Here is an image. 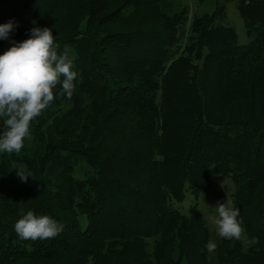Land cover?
Instances as JSON below:
<instances>
[{
	"label": "trees",
	"instance_id": "1",
	"mask_svg": "<svg viewBox=\"0 0 264 264\" xmlns=\"http://www.w3.org/2000/svg\"><path fill=\"white\" fill-rule=\"evenodd\" d=\"M16 2L52 29L77 78L70 99L53 89L29 147L0 153V264H210L198 203L183 215L172 202L198 201L221 177L233 180L238 220L258 243L245 251L223 239L218 262L264 264V0H215L192 20L177 0ZM230 2L247 46L225 24ZM30 30L0 39V55ZM82 165L86 177L74 178ZM21 209L63 231L20 239Z\"/></svg>",
	"mask_w": 264,
	"mask_h": 264
},
{
	"label": "clouds",
	"instance_id": "2",
	"mask_svg": "<svg viewBox=\"0 0 264 264\" xmlns=\"http://www.w3.org/2000/svg\"><path fill=\"white\" fill-rule=\"evenodd\" d=\"M18 27L14 20L0 24V39H9V34ZM31 35L22 42L12 41V46L0 55V153H19L25 140H31L32 122L55 99L53 89L60 85L58 95L71 98L75 90L77 72L73 71L74 58L65 49L58 52L54 46L51 28L33 27ZM62 78V79H61ZM17 177L27 182L31 174L25 169H16ZM216 214L207 217L215 226L216 235L222 239H247L242 221L238 220L239 209L231 201L218 202ZM63 224L48 215H37L32 210L21 209L14 231L22 240L55 238L63 231ZM257 244L256 237L247 240ZM212 253L217 243L209 240L205 245Z\"/></svg>",
	"mask_w": 264,
	"mask_h": 264
},
{
	"label": "rangeland",
	"instance_id": "3",
	"mask_svg": "<svg viewBox=\"0 0 264 264\" xmlns=\"http://www.w3.org/2000/svg\"><path fill=\"white\" fill-rule=\"evenodd\" d=\"M177 1L181 2L182 5L189 10L191 20L195 15L204 16L207 14H211L215 8V0H207L203 5H199L196 0H177ZM10 20H14L18 24V27H16L15 30L20 28L32 29L33 27H36L35 23L26 17V15L23 12L22 6L19 3H17L16 0H11L2 7H0V24L7 23ZM225 24L228 26H232L236 29V32L238 34V43L240 46L249 45L251 39L247 35L244 20L241 18L237 6L233 2L227 4V18ZM26 39L27 38H23L19 42H22ZM11 46L12 44H10L6 48V51ZM69 51L71 52L72 55H74L71 49H69ZM71 106H72L71 103L64 102L62 108L68 109ZM31 143L32 140L26 139L23 148L29 147ZM86 166L87 165H82L78 167L73 173L74 178L76 179L85 178L87 175V170L83 168H87ZM234 192H235V185L233 180L231 178L221 177V178H217L215 184L208 193H202L200 195L198 201L191 193H187L184 202L182 203L172 202V206L175 209L179 210L183 215H189V211L192 208V206H194L196 202L198 203L199 216L205 221L207 227L209 228L211 234V240L217 243L216 250L212 253L208 252L210 264H219L217 249L220 243L223 241V239L216 235L215 226L209 223L207 217L216 214L215 206L217 205L218 202L223 203L226 202V200L232 202V195L234 194ZM81 222L83 224V227H85L86 217L82 216ZM247 240L248 238L247 239L242 238L240 240L244 245L245 251H247L250 247V243H248Z\"/></svg>",
	"mask_w": 264,
	"mask_h": 264
}]
</instances>
